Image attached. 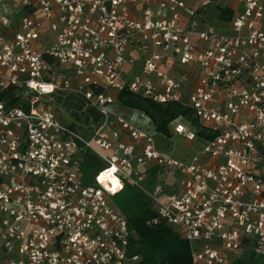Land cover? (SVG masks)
Masks as SVG:
<instances>
[{"label": "built area", "instance_id": "built-area-1", "mask_svg": "<svg viewBox=\"0 0 264 264\" xmlns=\"http://www.w3.org/2000/svg\"><path fill=\"white\" fill-rule=\"evenodd\" d=\"M122 90L190 108L172 136L214 135L164 154ZM125 183L190 264H264V0H0V264H138Z\"/></svg>", "mask_w": 264, "mask_h": 264}, {"label": "trees", "instance_id": "trees-1", "mask_svg": "<svg viewBox=\"0 0 264 264\" xmlns=\"http://www.w3.org/2000/svg\"><path fill=\"white\" fill-rule=\"evenodd\" d=\"M117 99L124 106L142 111L151 119L155 130L166 137H171L169 122L179 116L194 124L198 123L191 109L177 102L160 104L128 90L120 91ZM78 104L83 116L92 115L94 121L98 119V114L91 108L83 106L82 101ZM81 121L85 122L86 119L82 118ZM199 133L203 139H209L214 135V132L205 128H202ZM103 167V162L94 153L85 152L81 164L82 178L85 183H92L94 176ZM112 199L125 213L128 226L133 230L131 236V242L135 243L133 252L141 256L138 264H190V250L185 239L162 221L157 224H147L148 220L156 216V211L135 186L125 183L112 196Z\"/></svg>", "mask_w": 264, "mask_h": 264}, {"label": "crops", "instance_id": "crops-1", "mask_svg": "<svg viewBox=\"0 0 264 264\" xmlns=\"http://www.w3.org/2000/svg\"><path fill=\"white\" fill-rule=\"evenodd\" d=\"M114 108L122 113L137 127L145 128L153 132L156 148L164 154L177 158H188V156L201 145V140L185 141L176 136L171 135V137H166L163 134L157 132L151 119L140 110L124 106L121 103H116ZM137 112L139 114H137ZM156 136L158 137L157 139ZM172 181V177L168 178L169 183H172ZM166 190L169 191L170 187L166 186Z\"/></svg>", "mask_w": 264, "mask_h": 264}, {"label": "rangeland", "instance_id": "rangeland-1", "mask_svg": "<svg viewBox=\"0 0 264 264\" xmlns=\"http://www.w3.org/2000/svg\"><path fill=\"white\" fill-rule=\"evenodd\" d=\"M137 114H139V113L137 112ZM157 138H158V137L156 136V139H157ZM167 153H169V152H167ZM169 154H170V153H169ZM144 183L147 185L148 188H152L153 183L151 182V179H150L148 176L145 177Z\"/></svg>", "mask_w": 264, "mask_h": 264}, {"label": "bare ground", "instance_id": "bare-ground-1", "mask_svg": "<svg viewBox=\"0 0 264 264\" xmlns=\"http://www.w3.org/2000/svg\"><path fill=\"white\" fill-rule=\"evenodd\" d=\"M116 187V183H114V188Z\"/></svg>", "mask_w": 264, "mask_h": 264}]
</instances>
